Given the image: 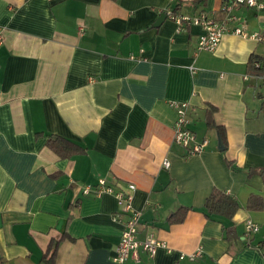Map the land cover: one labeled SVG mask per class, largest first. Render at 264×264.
<instances>
[{
    "label": "crops",
    "instance_id": "1",
    "mask_svg": "<svg viewBox=\"0 0 264 264\" xmlns=\"http://www.w3.org/2000/svg\"><path fill=\"white\" fill-rule=\"evenodd\" d=\"M227 1L0 0V264H42L53 240L55 264H116L127 215L113 194L83 193L101 178L135 184L138 237L170 247L122 264H264V207L247 205L264 198V84L251 64L264 40L234 33L264 35V7H234L215 50L169 14L220 18ZM174 100L189 102L202 152L174 141ZM50 136L81 149L63 158ZM214 189L238 200L233 216L206 214Z\"/></svg>",
    "mask_w": 264,
    "mask_h": 264
},
{
    "label": "built area",
    "instance_id": "2",
    "mask_svg": "<svg viewBox=\"0 0 264 264\" xmlns=\"http://www.w3.org/2000/svg\"><path fill=\"white\" fill-rule=\"evenodd\" d=\"M245 4L251 7L263 8L264 2L262 0H231L222 5V17L216 18L202 12L198 15H181L169 12V14L179 24V30L182 29L185 23H194L202 27L203 32L200 35L198 50H215L222 40L224 34L228 31V25L231 21L237 20V16L233 13L234 7ZM234 33L242 35L243 37H254L258 40H264V35L259 32H249L245 26H236ZM0 31V40L2 39ZM255 66H261V62H255ZM260 77L264 84V72L255 74ZM170 105L176 109L177 116L174 125V141L187 148L188 154L193 155L203 151L208 144V140L198 141L195 132L189 126V119L187 116L189 102L174 100ZM163 165L170 166V161L165 159ZM136 185L128 184L126 187H116L107 183L105 178H101L95 187L86 185L83 187V193L101 195L103 193H111L115 196L121 213L127 215L123 224L121 240L116 253L113 255V261L116 264H122L129 257L139 260L140 252L145 251L150 256H154L160 247H165L170 250V247L165 241L159 239L154 233H149L144 239L138 237L140 230V216L141 212L133 205L134 192ZM258 229V226L252 220L246 222V231L250 235ZM201 255V250L189 254L191 259ZM184 257V254L182 255Z\"/></svg>",
    "mask_w": 264,
    "mask_h": 264
},
{
    "label": "trees",
    "instance_id": "3",
    "mask_svg": "<svg viewBox=\"0 0 264 264\" xmlns=\"http://www.w3.org/2000/svg\"><path fill=\"white\" fill-rule=\"evenodd\" d=\"M261 62V66H255V62ZM253 73L261 74L264 72V56H253L251 59ZM223 138L226 140L225 131L222 127H219ZM48 145L61 157L68 158L81 147L74 141L61 137V136H50L48 139ZM264 174V169L261 171ZM248 207L251 210H261L264 207V198L263 196L252 194L248 201ZM206 214H223L228 216H233L235 212L239 209L240 204L237 199L228 195L226 192L219 189H214L210 196L206 200ZM182 220V219H181ZM60 240H53L49 245L47 252L42 258V264H55L58 247ZM262 249L264 252V240L262 241ZM1 261V259H0Z\"/></svg>",
    "mask_w": 264,
    "mask_h": 264
},
{
    "label": "water",
    "instance_id": "4",
    "mask_svg": "<svg viewBox=\"0 0 264 264\" xmlns=\"http://www.w3.org/2000/svg\"><path fill=\"white\" fill-rule=\"evenodd\" d=\"M165 15H166V14L163 13V14L159 17L158 21L160 22V21L162 20V18H163ZM220 144H223V142H222L221 139H220ZM223 147H224V146H223Z\"/></svg>",
    "mask_w": 264,
    "mask_h": 264
}]
</instances>
